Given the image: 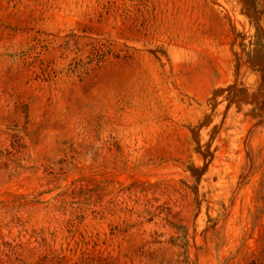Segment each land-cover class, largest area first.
Listing matches in <instances>:
<instances>
[{
  "label": "rangeland",
  "instance_id": "1",
  "mask_svg": "<svg viewBox=\"0 0 264 264\" xmlns=\"http://www.w3.org/2000/svg\"><path fill=\"white\" fill-rule=\"evenodd\" d=\"M0 264H264V0H0Z\"/></svg>",
  "mask_w": 264,
  "mask_h": 264
},
{
  "label": "water",
  "instance_id": "2",
  "mask_svg": "<svg viewBox=\"0 0 264 264\" xmlns=\"http://www.w3.org/2000/svg\"><path fill=\"white\" fill-rule=\"evenodd\" d=\"M253 79V76L250 75L248 78H247V81H251Z\"/></svg>",
  "mask_w": 264,
  "mask_h": 264
}]
</instances>
